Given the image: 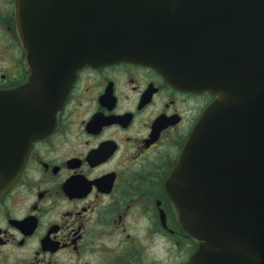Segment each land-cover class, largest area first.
Masks as SVG:
<instances>
[{
  "label": "water",
  "instance_id": "obj_1",
  "mask_svg": "<svg viewBox=\"0 0 264 264\" xmlns=\"http://www.w3.org/2000/svg\"><path fill=\"white\" fill-rule=\"evenodd\" d=\"M27 83L0 91V197L56 124L77 73L133 63L208 92L166 180L183 264H264V0H16Z\"/></svg>",
  "mask_w": 264,
  "mask_h": 264
},
{
  "label": "flooded vegetation",
  "instance_id": "obj_2",
  "mask_svg": "<svg viewBox=\"0 0 264 264\" xmlns=\"http://www.w3.org/2000/svg\"><path fill=\"white\" fill-rule=\"evenodd\" d=\"M15 4L0 0V91L30 77ZM214 100L139 64L80 70L53 131L32 144L0 197V264L187 261L197 243L165 183ZM154 241L164 251L149 252Z\"/></svg>",
  "mask_w": 264,
  "mask_h": 264
},
{
  "label": "rangeland",
  "instance_id": "obj_3",
  "mask_svg": "<svg viewBox=\"0 0 264 264\" xmlns=\"http://www.w3.org/2000/svg\"><path fill=\"white\" fill-rule=\"evenodd\" d=\"M5 64H6V66L8 67L9 65H10V62L9 61H7V60H5ZM159 246V248L160 249H162L163 251H164V249L162 248V246L160 245V243L159 242H156V241H154V243L151 245V247L150 248H148L147 250L149 251V252H154V254H156V250H157V247ZM160 252V254H159V256L161 255V251H159ZM143 254V256L145 257L146 256V253L145 252H143L142 253ZM170 254H171V251H170ZM156 257V256H155ZM154 257V258H155ZM172 259V258H171ZM169 260L168 261V263L169 264H172V262H173V260ZM144 260H146V259H144ZM143 264H145V263H143ZM159 264H162V263H159ZM164 264H166V262H164Z\"/></svg>",
  "mask_w": 264,
  "mask_h": 264
}]
</instances>
